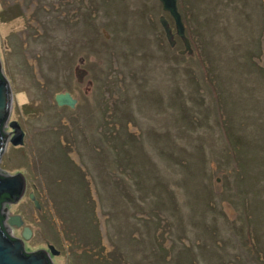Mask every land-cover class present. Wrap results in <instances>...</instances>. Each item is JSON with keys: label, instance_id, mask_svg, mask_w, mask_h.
I'll use <instances>...</instances> for the list:
<instances>
[{"label": "rangeland", "instance_id": "obj_1", "mask_svg": "<svg viewBox=\"0 0 264 264\" xmlns=\"http://www.w3.org/2000/svg\"><path fill=\"white\" fill-rule=\"evenodd\" d=\"M176 1L190 53H178L183 41L158 0H0L9 118L25 132L20 148H6L0 169L25 179L23 195L8 210L31 231L26 252L52 245L59 252L53 264H254L241 213L250 208L263 227L264 142L243 151L242 182L225 181L227 165L214 161L225 150L216 115L209 103L200 104L204 6ZM218 1L222 57L228 59L237 42L236 58L257 50L254 59L264 69V0H233L235 7ZM251 2L249 23L244 15ZM75 68L85 71L80 82ZM240 72L234 79L242 106L244 79L252 86V77ZM63 92L76 100L73 108L55 104ZM200 112L207 113V127L190 123ZM120 155L128 158L123 164ZM156 179L162 180L157 186ZM139 180L153 185L143 189ZM239 187L252 194H239Z\"/></svg>", "mask_w": 264, "mask_h": 264}, {"label": "trees", "instance_id": "obj_2", "mask_svg": "<svg viewBox=\"0 0 264 264\" xmlns=\"http://www.w3.org/2000/svg\"><path fill=\"white\" fill-rule=\"evenodd\" d=\"M200 2L204 6V11H201L203 15L202 17H200V46H202L201 51L203 53L202 55L200 54L199 60L201 75L200 89L202 90V92H200V104L202 105L206 101L211 106H213V110L211 112L216 115V122L220 129V137L225 147V150H222L221 158L214 160L216 167L221 168L226 164L228 168L226 170L230 173V176H225V181L230 177H234L236 180L235 183H241L244 176L243 171L245 170L243 151L246 152V147L254 145L255 143H258L260 141L264 142V69L261 68L254 59L258 52L257 50L254 53L252 52L254 55L251 53L246 58L242 56H240V58H236V48H238L237 42H233V44L230 46V57L228 59L222 57V55L220 54V49L218 50L217 48V45L219 44L218 40L215 37V35L218 34L219 31L224 27V24L221 23V18L223 17L222 10H220L221 12L217 11V7L218 4H220V1L200 0ZM224 2L226 3V5L231 6L233 0H224ZM204 3L206 4V6L204 5ZM235 6L236 5L233 4L231 7ZM249 8V14L246 15L245 13L244 21H246V19H249L250 23L251 13H253L252 2L249 5ZM244 53L246 54V50L244 51ZM245 54L242 55L245 56ZM234 56L235 61L233 62L232 58ZM238 59L242 60L239 61ZM244 67H249L248 71L245 70ZM240 68L243 69V75L248 72L252 77V82L250 80L252 86L250 84H247V80L244 79L246 83V86H244V90H246V93L244 95L245 100L242 106L238 105V101L241 99L237 96V89L239 90L241 86L234 79V77H236V74L241 73ZM192 81L194 82V79H192ZM258 89L259 91L257 92L256 90ZM176 93L179 94V90H176ZM205 93H208V97L205 96V98H203ZM247 99L251 102H248ZM183 104L185 105V102H181L182 108L184 107ZM201 105L200 107H202ZM184 109L186 108H183V110ZM188 112L190 113L189 110ZM209 112L210 111L207 110V113ZM207 113L202 114L200 112V115L193 113V120L190 121V123L192 122V124L194 125L198 124L200 126L207 127L209 125L207 122ZM239 113H242L241 116H239ZM181 115L183 116V118ZM181 115L179 114L181 120H185V117L187 118L185 110L183 113H181ZM248 131H252V134ZM257 131H261V134L263 136L255 137V132ZM116 152L117 148L115 150V153ZM115 153V159H118V156ZM127 160V157H125L123 160L121 159L122 164ZM114 162H116L118 166L121 165V163H118L116 160ZM230 164L232 169L228 167L230 166ZM132 173H135V175L139 177L137 169L134 172L132 171ZM151 179L153 180L152 177ZM161 182L162 180L157 182L156 179V186ZM137 183H139V185L141 184V188L143 189L146 186H150L152 184L149 182L148 185L142 187L143 184L142 182H140V180ZM243 189L244 187H239V194H252L251 189ZM254 197L256 198L255 194ZM249 209L250 208H245L243 213H241V223H243L242 227L244 238L249 237L250 241L249 259H251V262H253L254 264H264V224L262 225L263 227L260 228L254 216L251 215L252 213ZM66 213L65 215H67L69 219L66 221H69V224L72 225V227H75V220L73 219L74 217L71 216V213ZM160 264H163L161 259ZM166 264H170V261L168 263L166 261ZM224 264L234 263L230 261Z\"/></svg>", "mask_w": 264, "mask_h": 264}, {"label": "water", "instance_id": "obj_3", "mask_svg": "<svg viewBox=\"0 0 264 264\" xmlns=\"http://www.w3.org/2000/svg\"><path fill=\"white\" fill-rule=\"evenodd\" d=\"M161 4V10L167 13L173 21L175 34L182 39L184 49L179 51V54L185 52L190 53V43L185 36L184 26L181 15L178 12L176 0H158ZM158 22L163 30L166 41L169 46L174 45L172 39L173 33L168 24L167 19L161 15L158 17ZM264 53V47L262 49ZM264 56V55H263ZM262 56V57H263ZM261 66L264 67L262 59ZM74 75L80 82L85 75V71L75 68ZM12 101V93L6 78L1 74L0 66V160L5 151L7 138L3 133V127L8 120ZM54 102L57 106H67L73 108L76 100L68 92L56 94ZM9 127L13 130V136L10 138V143L13 146L22 144L23 131L20 129L16 121H11ZM24 192V178L20 173L7 175L4 170L0 169V264H53L51 257L58 255V251L52 246H47V251L38 250L34 252H26L24 250V240H27L31 231L28 227L23 226L21 237L16 238L10 234L9 229L4 225V213L7 212L8 204L17 203ZM29 200L33 203L34 208H38V202L32 193L28 194ZM7 224L19 228L23 222L18 215L8 216Z\"/></svg>", "mask_w": 264, "mask_h": 264}, {"label": "flooded vegetation", "instance_id": "obj_4", "mask_svg": "<svg viewBox=\"0 0 264 264\" xmlns=\"http://www.w3.org/2000/svg\"><path fill=\"white\" fill-rule=\"evenodd\" d=\"M9 116H10V113H9ZM9 116H8V120H7V122L5 123V125H4V127H3V133H4V135L6 136V138H7V143H6V148L8 147V146H11L12 148H20L21 146H22V144H23V139H24V135H25V132H24V130L21 128V126H20V124L18 123V125H19V127H20V129L23 131V138H22V144H20V145H16V146H13L11 143H10V138L13 136V130L9 127V123L11 122V121H15V120H13V119H10L9 118ZM6 148H5V150H6ZM5 152V151H4ZM4 154V153H3ZM2 170V169H1ZM5 171V170H4ZM6 172V174L7 175H13V174H16V173H9V172H7V171H5ZM24 178V177H23ZM24 189H25V179H24ZM27 197H28V194H27ZM6 206H7V212L6 213H4L3 215H4V225L9 229V231H10V234H12V236L13 237H15L16 236V238H20L21 237V232H22V227L24 226V224H22V226L21 227H19V228H16V227H14V226H9L8 224H7V217L8 216H14V215H17V214H13V213H9V210H8V206H10L11 204H8V203H6V202H3ZM33 204V203H32ZM19 216V215H18ZM21 218V217H20ZM22 220V219H21ZM22 222H23V220H22ZM14 232V233H13ZM14 234H15V236H14Z\"/></svg>", "mask_w": 264, "mask_h": 264}]
</instances>
